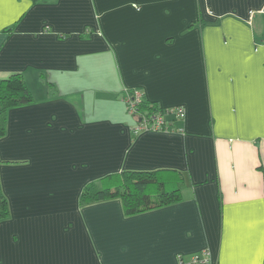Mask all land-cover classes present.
I'll return each instance as SVG.
<instances>
[{
    "label": "crops",
    "instance_id": "1",
    "mask_svg": "<svg viewBox=\"0 0 264 264\" xmlns=\"http://www.w3.org/2000/svg\"><path fill=\"white\" fill-rule=\"evenodd\" d=\"M14 72L33 99L0 137V264H176L202 249L264 264V0H0V78ZM134 92L183 114L133 133ZM162 167L182 176L176 201L127 214L119 197L81 200L106 173Z\"/></svg>",
    "mask_w": 264,
    "mask_h": 264
},
{
    "label": "trees",
    "instance_id": "2",
    "mask_svg": "<svg viewBox=\"0 0 264 264\" xmlns=\"http://www.w3.org/2000/svg\"><path fill=\"white\" fill-rule=\"evenodd\" d=\"M11 28L13 26L4 30ZM53 85L52 81H47V86ZM32 99L31 91L20 72L0 78V137L6 132L8 110L18 104L28 103ZM138 108L144 110L142 113L152 111L163 113L165 126L161 129L169 128L167 120L170 114H165L156 101L142 100ZM181 181L182 176L175 168L122 169L106 173L98 181L86 183L80 197L84 202L119 197L124 212L130 214L178 200L181 196ZM7 214V201L0 188V219Z\"/></svg>",
    "mask_w": 264,
    "mask_h": 264
},
{
    "label": "built area",
    "instance_id": "3",
    "mask_svg": "<svg viewBox=\"0 0 264 264\" xmlns=\"http://www.w3.org/2000/svg\"><path fill=\"white\" fill-rule=\"evenodd\" d=\"M140 100V93L134 92L133 95H127L125 101L127 109L130 113H137L138 102ZM165 114L174 112V115L181 117L183 114L182 108L178 105L173 108L164 110ZM164 114L159 111H152L149 113H142L139 121L132 127V132L137 133L142 129H161L165 126ZM208 251L202 249L200 254H197L187 260L180 259L176 264H212L209 259Z\"/></svg>",
    "mask_w": 264,
    "mask_h": 264
},
{
    "label": "rangeland",
    "instance_id": "4",
    "mask_svg": "<svg viewBox=\"0 0 264 264\" xmlns=\"http://www.w3.org/2000/svg\"><path fill=\"white\" fill-rule=\"evenodd\" d=\"M84 78L86 79V81L93 80L94 75L93 76H85ZM103 80H109V81L111 80V71L110 70L108 72L106 71L104 78L102 80H100V82H103ZM115 80H116V78H115ZM115 80H113V84H114ZM42 82H43V80L41 79L39 81V83L42 85L43 84ZM92 82H94V81H92ZM44 83L47 84V81L44 80ZM29 84H31V82H29Z\"/></svg>",
    "mask_w": 264,
    "mask_h": 264
}]
</instances>
